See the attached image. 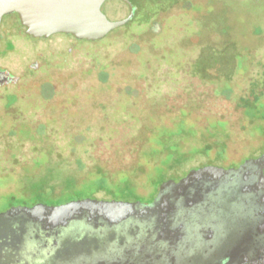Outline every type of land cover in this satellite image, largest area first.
I'll return each instance as SVG.
<instances>
[{"label": "rangeland", "instance_id": "1", "mask_svg": "<svg viewBox=\"0 0 264 264\" xmlns=\"http://www.w3.org/2000/svg\"><path fill=\"white\" fill-rule=\"evenodd\" d=\"M185 1L143 3L136 19L110 38L91 45L78 43L74 48L78 50L80 69L96 61L106 66L111 60L112 66L104 69V73H117L120 53L142 42L144 47L136 51L137 59L135 55L123 57L130 60L127 72L131 70L144 78L138 84L146 86L141 101L149 98L152 110L144 109L146 106L135 111L129 109L140 101L136 98L140 94H121L99 106L95 102L94 109L79 104L78 109L74 102L85 101L87 97L81 93L75 97L69 91L58 109L45 112L39 101L25 99L23 95L10 109H4L5 97L13 89L0 90V111L5 120L0 123V211L18 204L59 206L92 198L127 202L137 197L145 202L149 200L145 193L155 194L161 180L182 179L191 170L206 165L227 167L241 163L251 153L261 154L264 73L254 66L246 78H239L243 73H232L231 65L241 58L240 51L234 54L230 42L243 44L238 33L243 34L244 30L237 31L233 24L241 23L239 11L246 8V3L217 0L219 3L213 6L206 0H192L189 5ZM172 3L174 10L158 11L159 7ZM203 19L206 25L213 22L209 31L221 32L223 42L219 45L214 39L205 40L204 28L196 23ZM155 21L160 22L159 32L148 36L146 31ZM8 22L9 27L15 26L20 33L16 20L3 19L4 25ZM256 23L264 28V20ZM150 37L153 40L149 41ZM52 48L64 60L70 48L69 38L56 36L51 42L38 43L26 36L6 40L0 33V67L18 73L36 60L33 54L38 50L44 52V59H49ZM256 52V59H261L264 46ZM217 58L222 64L218 73ZM200 74L206 78L201 85L193 77ZM102 77V81L106 79ZM79 87L85 90V82L80 80ZM215 89L220 92L214 94ZM179 92L202 99L186 120L173 124L162 115L160 122L164 125L145 121L149 113H157L159 102L163 101L167 112L171 111L179 101L175 98ZM56 110L60 117L54 121L51 117ZM137 113L143 114V118ZM125 181L134 184L130 194L118 192V184Z\"/></svg>", "mask_w": 264, "mask_h": 264}, {"label": "water", "instance_id": "2", "mask_svg": "<svg viewBox=\"0 0 264 264\" xmlns=\"http://www.w3.org/2000/svg\"><path fill=\"white\" fill-rule=\"evenodd\" d=\"M34 37L96 40L134 17L129 0H0ZM9 73L0 72V79ZM264 264V153L162 183L151 204L82 199L0 214V264Z\"/></svg>", "mask_w": 264, "mask_h": 264}, {"label": "flooded vegetation", "instance_id": "3", "mask_svg": "<svg viewBox=\"0 0 264 264\" xmlns=\"http://www.w3.org/2000/svg\"><path fill=\"white\" fill-rule=\"evenodd\" d=\"M157 1L158 0H134V1L129 0L130 4L132 5L133 11H134V17L128 23H131L136 19L137 15L140 12L141 4L146 3V2L154 3ZM191 1L192 0H186L185 2L186 4L189 5V2ZM201 1L202 0H200L199 2ZM206 1L208 2V4L213 5V6H216L214 5L215 2L219 3L217 0H206ZM242 1L246 3V8L241 9V11H239L241 14V19H242L241 23H234L233 25L235 26V29L237 31H241V29L244 30L243 34L238 33L241 37V40L243 41V44L236 45L230 42V44L232 45V48L235 51L234 54H237L238 51H240L241 58L239 62L234 60L231 63V65H232V73H243L239 76V78H246V73H250L251 68L254 66H259L262 70V73H264V55L261 57V59H256V56H257L256 51H259L260 48L264 46V28L263 27L261 28L260 25L256 26L257 24L256 21L261 22L262 20H264V0H242ZM172 5H174V3L169 4L167 6H161L158 8L159 9L158 11L160 12V10H162V12H164L166 10H174L176 7ZM183 9H184L183 12L185 13L186 8L184 7ZM233 15H235V12H233ZM7 17H12L14 20H16L19 23L21 27L19 30L21 35H18L20 33L16 31L15 26L9 27L10 26L9 22L4 25L3 19ZM211 22L208 25H206V21H204L203 19V20H199L196 23L199 24L201 29L204 28L202 29L203 30L202 35L205 37V40L214 39L216 44L219 45V43L223 42L222 41L223 36L221 32L217 33L215 31L214 32L209 31L211 28H213L212 27L213 22L212 23ZM125 25L110 31L104 37L100 39H96V40L80 39V38L73 36L72 34H62V33H55L47 37L45 36L34 37V36L27 34L28 29L21 23L19 16L17 14H11V15L4 16L0 22V33L2 36L6 38V40L12 41L14 38H16V36H26L32 41L43 43L46 41L51 42V40L56 36H65L69 38V41H70V48L67 49V54L64 60L62 59V56L56 51V49L52 48L50 50L52 52L48 54L49 59H44L45 58L44 52L41 50H38L37 54L36 53L33 54L35 55L36 60H33L30 63H27L26 68L21 70L18 73H14L4 67L2 68L0 67V72L9 73L10 75V77H8L7 79H2V78L0 79V90L8 89V88L13 89V92L10 94H7L5 97L6 103L4 104L5 106L4 109H10L20 99V95L25 96V99L30 98V99L39 101L43 105V109L45 110V112L47 111V109H50V110L58 109L59 105H61L62 107V101L65 96L64 95L65 92L69 91L70 93H72V95H75V97L78 95V93H81V96L84 95L87 97L85 101L80 100L81 103L79 101L74 102L77 108L79 107V104H81V105H85L89 107V109L90 108L94 109L95 102H96V105L99 106V105L105 104L106 102L110 100H115L121 94L128 95V96L133 95V94H137V95L140 94L136 97L140 101L137 103L135 102L132 105V107H130L129 109H132L135 111L136 109H141L142 107L146 106V108L144 109L152 110L151 105H153V103L150 104L148 102L149 98H146L145 101H141L142 94L146 93V90H145L146 86H139L138 84L143 83L144 78L140 77L137 73L132 74L131 70L127 72L126 64L128 63V65H131L129 64L130 60L128 61L127 58L123 57L128 54L133 57L135 55V58H136L138 56V54H136V51L139 49L141 51V48L144 47V44L142 42L134 43L133 48H130L129 51L125 49L123 52L120 53V56L118 59L119 69L117 70V73H114L115 71H113L112 73H104V69L110 68V66H112L111 64L113 62H110L111 60L107 62L106 66H104V64L100 65L96 61V63H92L86 69H80L79 61L76 59L78 50L74 49L75 45L77 46L78 43H80L81 46H84V45H91V44L98 43L103 39L110 38L112 34H115V32L122 30ZM215 26L217 27V24ZM159 29H160V22L155 21L150 25V28L148 29V31H146V33H148V36L154 35L159 32ZM202 35L200 36L202 37ZM148 39L149 41L153 40L152 37ZM148 45L150 46V43ZM146 49H149V48H146ZM67 57H71L72 60L68 62ZM135 58L134 60L136 61L137 58L136 59ZM215 62L216 64H218V69L216 70L218 73L219 69L222 67V64L219 61V58H217ZM101 69H103L101 71L103 73H100L99 70ZM197 73H201V72H197ZM190 74L191 73H189V75ZM103 75L106 79L102 81L101 77ZM193 77L198 79L200 85L202 83H206V78L202 76L201 74L193 75ZM80 80L82 82H85V90L80 89L79 87ZM216 89L213 91L214 94L215 93L218 94L220 92ZM200 91H203V90H200ZM199 92H197L198 95H199ZM178 94L179 96L175 98L178 99L179 101L175 103L176 105L174 107H171L170 109L171 111L167 112L168 110L167 106L163 104V101L161 103L159 102L158 109L157 111H155L157 113L156 114L149 113L148 115L149 117L148 116L144 117L145 121H148L149 124L151 125L153 124L164 125V123L160 122V118L162 117V115H164L168 121H170L173 124H176V123L181 122L182 120H186L187 119L186 117L189 116L190 110L194 106L201 104L202 102V99L200 96L194 95L191 97L189 93L187 92H179ZM159 96L166 99L164 95H161V93ZM7 98H11L13 99V101L8 102ZM236 98H238V96H236ZM45 107H48V108H45ZM163 111H165V113H163ZM136 115H139L143 118V114L137 113ZM3 117L4 115L0 111V123L3 122L4 120ZM59 117H60V114L56 110L54 112V115L51 117V120L55 121L59 119ZM261 123H260L261 125H264V121ZM22 125L24 124H20V126ZM20 126L16 128V134L18 133L17 129H19ZM145 146L146 145L142 146V148ZM263 153H264V148L261 149L260 155L255 156L254 153H251L250 156L247 155L241 163L232 164L227 167L206 165L201 168L208 167V166H214V167H219L223 169H237L246 160L259 158L260 156L263 155ZM140 169L139 171H142ZM169 180L171 179L162 180L160 182V185ZM179 180L180 179L172 180V181L178 182ZM129 185L133 186L134 184L129 183ZM136 185L138 184L136 183ZM132 188L134 190V186ZM158 191L159 190H157L155 194H151L150 192L145 193L146 196L148 195L147 198L149 199V200H146L145 202L144 201L142 202L137 197L136 198L132 197V200L127 201V202H131V203L139 202L141 204H151L156 199ZM92 199H95V198H92ZM34 205H37V204H34ZM13 206L14 207H27L22 204L13 205ZM10 208L12 207L9 206L7 209L0 211V214L6 212ZM228 261H229L228 259H221V260H215L214 263L215 264H227Z\"/></svg>", "mask_w": 264, "mask_h": 264}, {"label": "trees", "instance_id": "4", "mask_svg": "<svg viewBox=\"0 0 264 264\" xmlns=\"http://www.w3.org/2000/svg\"><path fill=\"white\" fill-rule=\"evenodd\" d=\"M262 129H263V131H264V125H262ZM248 156H250V154L248 155ZM162 181V180H161ZM160 181V182H161ZM99 185V189L101 188L100 187V184H98ZM116 185V184H115ZM117 190V189H116ZM132 191H133V189H131V186L129 185V183L127 182V181H125L124 183H119L118 184V192H120V193H128V194H130V193H132ZM77 199H80V198H77ZM82 199V198H81Z\"/></svg>", "mask_w": 264, "mask_h": 264}]
</instances>
